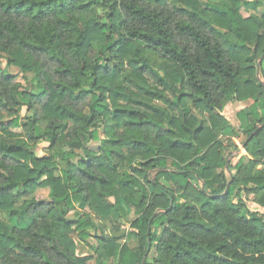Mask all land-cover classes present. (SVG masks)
I'll list each match as a JSON object with an SVG mask.
<instances>
[{"label": "trees", "instance_id": "1", "mask_svg": "<svg viewBox=\"0 0 264 264\" xmlns=\"http://www.w3.org/2000/svg\"><path fill=\"white\" fill-rule=\"evenodd\" d=\"M242 7L256 13L244 17ZM0 14L6 64L43 74L44 120L55 121L0 119V264H87L71 232L95 238V264H264V211L243 199L253 194L264 210V0H0ZM37 54L55 63V77ZM18 85L12 106L29 109L30 90ZM245 100L235 129L220 110ZM227 127L245 142L229 176L226 150L237 146L223 143ZM39 139L48 141L42 156L30 148ZM75 204L112 223L127 220L125 204L136 218L119 242L88 212L69 219ZM1 214L33 223L8 227Z\"/></svg>", "mask_w": 264, "mask_h": 264}, {"label": "rangeland", "instance_id": "2", "mask_svg": "<svg viewBox=\"0 0 264 264\" xmlns=\"http://www.w3.org/2000/svg\"><path fill=\"white\" fill-rule=\"evenodd\" d=\"M142 7L148 8V9H157V11L164 16H170L172 20H177L184 18L185 16L176 11L173 7L170 5L161 7V6H156L154 3H142ZM261 10V8H260ZM255 10L252 9H247L245 7L241 8L240 13L244 16L247 17L251 13H256L254 12ZM3 16V14H0ZM24 20L19 19V24H23ZM183 41V40H182ZM264 54V53H263ZM261 54V55H263ZM260 55V56H261ZM260 56L258 57L256 61V65H258V68L256 69V77L258 80L264 83V76L262 75V70L264 71V56L261 60H259ZM35 59L41 66L43 72L55 77L54 74V69H55V63L50 62L47 57L43 54H37L35 56ZM0 68L2 69V75L3 74H8L10 79H4L3 77L0 76V94L2 95V98L5 100L7 103V107L3 108L0 107V119L6 123L7 120L10 119V114L17 116L19 115L22 118V121H24V115H29V116H35V119L38 120L41 123L42 127H46V125H51L55 123L54 120H44V114H43V105L46 102L47 99V93L44 91L45 88V78L43 74L40 75L39 78L36 79L35 73L27 72L23 74L18 67L14 65H7L6 64V54L4 52H0ZM20 84V85H18ZM18 85L19 88H29V101H30V107L29 109L26 108V106L21 107L20 111L14 110V107L12 106V103L10 101V97L12 94L13 88ZM25 86V87H24ZM170 95V94H169ZM171 96V95H170ZM252 100H245V101H233V102H228L223 106V108L220 110V112L230 121V125L233 126L235 129L240 125V120L238 118V112L247 106L248 104L251 103ZM158 104H163L161 101H156ZM73 106L78 109L82 110L85 113L88 112L86 109V103L85 101H78L77 103H73ZM10 108V109H9ZM17 109V108H16ZM193 112L196 113L195 110ZM105 123H99L97 124V130L99 133V139L103 140L108 138V135L105 132ZM69 129L66 130L65 132L69 133L70 135L73 134L72 132V125L69 123ZM13 131L20 132L22 131L21 128H13ZM223 136H222V141L224 144H229L231 141L234 142V145L237 146V149L234 150L233 146H229L226 150L231 151L230 155L226 158V160H231L233 161L236 160L239 156L245 154L244 150L242 149V144L241 141L243 139V135H240L238 137H233L232 134V128L227 127L223 130ZM100 141H93L89 142V146L91 147H97L99 146ZM48 146V141L47 140H37L34 141L33 144H31L30 148L31 150L37 154L38 156H42L46 153V149ZM62 150H69L71 147L68 145H64L61 147ZM76 152L80 153V150H76ZM227 176L230 175V170L225 169ZM36 194H38L39 197L43 199H49L48 196V189L47 188H38L36 190ZM243 199L246 203V205L252 209V210H258V211H264L263 208H261L257 203H256V198L253 194H244ZM125 208V212L127 214V220L126 221H121L119 223L113 222L109 219H103L101 216L98 214L94 213L92 210L89 209L87 206H80L78 204H75L74 208L69 210L67 217L69 219H75L77 214L81 211L88 212L91 215V218L93 221L98 225L99 232L106 236H108L110 233H113L115 236H121L118 241L123 242L126 240V232L130 230V221L136 218V214L133 211V208L123 204ZM2 220L5 222V224L8 227H14L18 226L20 228H27L29 227L32 223L33 220L28 219L26 222H16L14 220H8L4 214H1ZM73 239L76 242L77 245V254L82 255V256H88L91 255V259L88 260L87 264H95L94 258H95V252L89 247L90 245L96 246L97 242L94 237L90 236L87 238L86 242H82L79 240L77 233L71 232L70 233ZM130 246L135 245V241L133 240H127ZM154 254V247H152L150 255L152 256ZM106 264H115L113 260L105 261Z\"/></svg>", "mask_w": 264, "mask_h": 264}, {"label": "water", "instance_id": "3", "mask_svg": "<svg viewBox=\"0 0 264 264\" xmlns=\"http://www.w3.org/2000/svg\"><path fill=\"white\" fill-rule=\"evenodd\" d=\"M263 56H264V54L260 56L259 60H261V59L263 58ZM258 65H259V64H257V65H256V67H257V68H258ZM260 82H261V81H260ZM261 84H262V85H263V87H264V83H263V82H261ZM263 125H264V123H262V124L258 125V127H257V128H259V127H262ZM254 133H255V131H253V132L250 134L249 138H251V137H252V135H253ZM249 138H248V139H249ZM244 145H245V142H244V143L241 145V146H242V149H244ZM227 163H228V160H226V163H225V168H227ZM201 188H202V189H204V188H203V185H201Z\"/></svg>", "mask_w": 264, "mask_h": 264}]
</instances>
